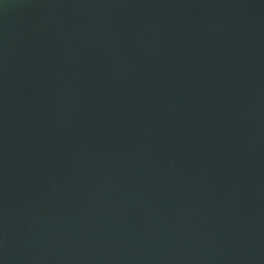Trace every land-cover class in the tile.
Returning <instances> with one entry per match:
<instances>
[{"label":"water","instance_id":"obj_1","mask_svg":"<svg viewBox=\"0 0 264 264\" xmlns=\"http://www.w3.org/2000/svg\"><path fill=\"white\" fill-rule=\"evenodd\" d=\"M0 264H264V0H0Z\"/></svg>","mask_w":264,"mask_h":264}]
</instances>
